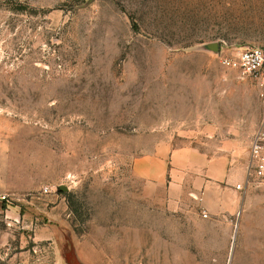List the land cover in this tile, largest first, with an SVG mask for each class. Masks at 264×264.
<instances>
[{"label": "rangeland", "instance_id": "obj_1", "mask_svg": "<svg viewBox=\"0 0 264 264\" xmlns=\"http://www.w3.org/2000/svg\"><path fill=\"white\" fill-rule=\"evenodd\" d=\"M240 48L264 0H0V264H264V98L219 61ZM210 132L248 168L235 214L134 175Z\"/></svg>", "mask_w": 264, "mask_h": 264}, {"label": "crops", "instance_id": "obj_2", "mask_svg": "<svg viewBox=\"0 0 264 264\" xmlns=\"http://www.w3.org/2000/svg\"><path fill=\"white\" fill-rule=\"evenodd\" d=\"M209 137L208 149L192 143L161 142L135 159L133 173L147 189L167 188L173 203L191 197L198 200L204 215H233L243 194L237 186L247 184L248 168L234 142L219 141L216 133L210 132Z\"/></svg>", "mask_w": 264, "mask_h": 264}, {"label": "built area", "instance_id": "obj_3", "mask_svg": "<svg viewBox=\"0 0 264 264\" xmlns=\"http://www.w3.org/2000/svg\"><path fill=\"white\" fill-rule=\"evenodd\" d=\"M219 61L225 70L236 72L238 79L253 81L264 98V48L235 49L227 55H221ZM263 141L264 135L260 133L252 144L251 167L257 177L264 176ZM237 189H241V185Z\"/></svg>", "mask_w": 264, "mask_h": 264}, {"label": "water", "instance_id": "obj_4", "mask_svg": "<svg viewBox=\"0 0 264 264\" xmlns=\"http://www.w3.org/2000/svg\"><path fill=\"white\" fill-rule=\"evenodd\" d=\"M61 190L66 191L67 189L62 187Z\"/></svg>", "mask_w": 264, "mask_h": 264}]
</instances>
